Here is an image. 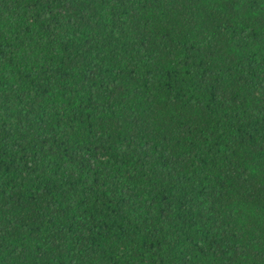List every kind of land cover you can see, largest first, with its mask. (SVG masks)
Wrapping results in <instances>:
<instances>
[{
  "label": "trees",
  "instance_id": "obj_1",
  "mask_svg": "<svg viewBox=\"0 0 264 264\" xmlns=\"http://www.w3.org/2000/svg\"><path fill=\"white\" fill-rule=\"evenodd\" d=\"M0 264H264V0H0Z\"/></svg>",
  "mask_w": 264,
  "mask_h": 264
}]
</instances>
